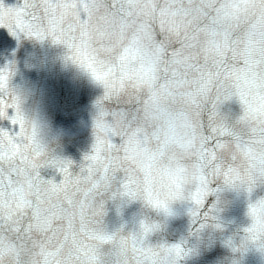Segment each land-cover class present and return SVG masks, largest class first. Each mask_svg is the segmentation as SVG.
<instances>
[{
    "label": "clouds",
    "instance_id": "9594fccd",
    "mask_svg": "<svg viewBox=\"0 0 264 264\" xmlns=\"http://www.w3.org/2000/svg\"><path fill=\"white\" fill-rule=\"evenodd\" d=\"M57 3L75 5L64 18L74 47L52 43L63 46L66 65L74 66L102 90L93 104V144L95 121L103 111L104 119L115 130L111 139L118 149L114 155L120 157L119 167L111 186L98 193L90 192L83 180L53 192L46 185L27 187L23 176L13 171V163L0 160V220L7 223L9 208L18 204L13 217L19 213L25 224L32 226L30 241L14 237L6 227L0 232V264H85L76 259L84 225L128 236L146 223L156 228L153 236L176 214V205L192 206L188 196L195 189L194 175L200 168L208 174L212 188L219 189L213 194L219 208L226 193L245 198L247 224L239 242L234 240L237 247L248 235L244 229L258 224L260 240L247 242L246 250L233 251L230 247L233 253L243 254L250 246L264 251V195L254 196L258 189H264V0ZM77 48L81 57L93 59L95 67L108 74L110 99L102 100L109 89L82 59L76 58ZM12 87L22 99L23 112L29 126L35 128L38 144L50 157L62 158L58 154L59 134L40 101L32 99L31 90ZM233 104L238 111L231 107L225 111ZM212 113L215 120L210 119ZM216 126L229 131L221 138L225 147L217 150L215 161L202 160L200 146L209 143L208 137L218 135L212 131ZM216 165L220 166L219 173ZM82 166H86L84 156L74 166V175H81ZM49 168L54 167L42 168L41 176L60 183L63 177L57 169L61 177L58 181L43 174ZM228 168L234 169L240 179L226 180L223 171ZM249 173L259 178L251 197L243 184ZM126 183L135 190L134 198L123 194ZM178 183L181 195L174 196ZM151 200L166 204L168 211ZM136 203L145 212L132 228L127 227V221L109 227L106 218L110 205L122 217L124 209ZM96 204L104 206L99 220L91 211ZM252 206L256 216L251 214ZM148 212H155L161 219L152 218ZM97 264L131 261L109 247L98 252ZM218 264H240V260L226 257Z\"/></svg>",
    "mask_w": 264,
    "mask_h": 264
},
{
    "label": "snow or ice",
    "instance_id": "6c2138e0",
    "mask_svg": "<svg viewBox=\"0 0 264 264\" xmlns=\"http://www.w3.org/2000/svg\"><path fill=\"white\" fill-rule=\"evenodd\" d=\"M75 5L68 3L58 4L57 0H23L19 6H7L4 0H0V27H6L13 36L28 38L39 41L51 40L56 44H65L68 47H74L73 40L69 35L70 30L66 27L64 18L70 8ZM77 59H82L92 74L99 81L104 82L108 93L102 100L110 99L112 94V85L108 81V74L99 71L95 67L93 59L81 57L77 48ZM15 75V63L10 62L3 68H0V121L9 122V127L0 126V160L7 159L13 163V171L16 175L23 176L27 187L38 188L46 185L53 192L64 191L81 180L89 184V190L92 193H98L102 189H107L115 179L118 171V161L120 157L114 155L118 151L117 146L112 143L111 136L115 130L109 125L103 111L95 121V143L92 151L84 155L86 166H82L81 175H74V161L64 158H52L46 150L38 144L36 131L34 127L29 126L28 121L22 109V99L16 93L11 85L12 78ZM102 103V101H101ZM215 113L210 116L215 120ZM213 133H218L215 138L208 137V144L202 143L199 149L201 159L215 161L217 150L224 149L225 145L221 138L228 135L227 128L216 126L212 128ZM214 145V146H213ZM44 167H54L63 177L60 183L55 179L45 180L41 176L40 170ZM217 173L221 171L220 166L216 165ZM223 175L228 181L240 179L239 174L234 169L228 168L223 171ZM3 177L0 176V181ZM195 189L189 193L188 199L191 201V207L188 213L191 216L192 224L195 226L190 235L200 238V234L207 228H221L218 212L220 211L219 200L210 207L207 206L209 196L218 192L219 189H213L208 174L203 168H200L194 175ZM259 178L251 173L243 180L244 187L252 196L255 191ZM123 194L129 197H135L136 192L130 183L123 186ZM174 196H180V185L177 184V191ZM157 207H163L167 212L166 204L159 200H151ZM19 205H13L9 208V217L7 223L0 220V232L6 227L14 237L23 240H31V224H25L19 213L15 217L12 215L13 208ZM93 217L97 220L104 215L103 204H96L91 209ZM251 214L257 215L255 206L251 207ZM42 227V225L40 226ZM158 227V226H156ZM155 227L148 224H142L139 232H133L128 236L117 234H108L107 232L90 228L84 225L82 228V238L77 242L76 259L83 260L85 264H97L98 252L101 249L113 247L118 254H123L130 258L131 264H180V261L196 252L195 247H188V241L183 240L180 243L169 244L167 242L153 243L151 241L152 233ZM244 231L248 234L245 242L240 247L235 245V241L229 238L225 243L233 248V251L246 250V243H256L260 240L258 224L254 223ZM2 244V239H0ZM264 250V245L261 246Z\"/></svg>",
    "mask_w": 264,
    "mask_h": 264
}]
</instances>
